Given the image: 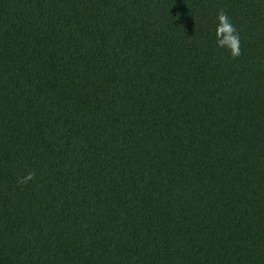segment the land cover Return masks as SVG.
<instances>
[{
    "label": "trees",
    "instance_id": "16d2710c",
    "mask_svg": "<svg viewBox=\"0 0 264 264\" xmlns=\"http://www.w3.org/2000/svg\"><path fill=\"white\" fill-rule=\"evenodd\" d=\"M0 264H264V0H0Z\"/></svg>",
    "mask_w": 264,
    "mask_h": 264
},
{
    "label": "clouds",
    "instance_id": "9594fccd",
    "mask_svg": "<svg viewBox=\"0 0 264 264\" xmlns=\"http://www.w3.org/2000/svg\"><path fill=\"white\" fill-rule=\"evenodd\" d=\"M218 26L216 29V36L219 38L223 34L224 39H218V46H227L233 58L239 56V36L235 32L230 19L223 11L217 13ZM34 173L30 172L26 176L20 178L19 184H25L32 180Z\"/></svg>",
    "mask_w": 264,
    "mask_h": 264
}]
</instances>
